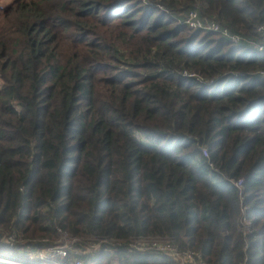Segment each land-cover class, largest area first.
<instances>
[{
    "label": "trees",
    "instance_id": "obj_1",
    "mask_svg": "<svg viewBox=\"0 0 264 264\" xmlns=\"http://www.w3.org/2000/svg\"><path fill=\"white\" fill-rule=\"evenodd\" d=\"M149 1L0 7V256L14 231L52 244L59 228L264 264V54L179 21L257 37L264 0Z\"/></svg>",
    "mask_w": 264,
    "mask_h": 264
},
{
    "label": "built area",
    "instance_id": "obj_2",
    "mask_svg": "<svg viewBox=\"0 0 264 264\" xmlns=\"http://www.w3.org/2000/svg\"><path fill=\"white\" fill-rule=\"evenodd\" d=\"M145 5H152L149 0H142ZM156 6V5H155ZM160 9L163 6H159ZM181 24L193 30H203L219 34L232 43L244 44L260 54H264V25L256 28L257 37H246L233 32L229 27L214 19L202 18L198 10H189L179 17ZM184 76L194 77L200 82H206L202 77L184 72ZM264 76V72H261ZM203 155L209 157L207 149H203ZM239 190L241 200L243 195V180L232 181ZM246 209H242L243 215ZM244 234L248 231L246 219H243ZM59 240L50 244L48 239L25 238L22 233L12 232L6 236L10 247L18 246V255L0 256V262L6 264H121L118 254L121 251L127 253L142 254L159 258L167 257L175 264H208L200 251L183 249L174 239L169 237H108L90 236L81 237L69 234L57 229Z\"/></svg>",
    "mask_w": 264,
    "mask_h": 264
},
{
    "label": "rangeland",
    "instance_id": "obj_3",
    "mask_svg": "<svg viewBox=\"0 0 264 264\" xmlns=\"http://www.w3.org/2000/svg\"><path fill=\"white\" fill-rule=\"evenodd\" d=\"M11 0H0V7H6Z\"/></svg>",
    "mask_w": 264,
    "mask_h": 264
},
{
    "label": "water",
    "instance_id": "obj_4",
    "mask_svg": "<svg viewBox=\"0 0 264 264\" xmlns=\"http://www.w3.org/2000/svg\"><path fill=\"white\" fill-rule=\"evenodd\" d=\"M3 242H4V244H6L7 246H10V243L8 242V240H7L6 237H4Z\"/></svg>",
    "mask_w": 264,
    "mask_h": 264
}]
</instances>
